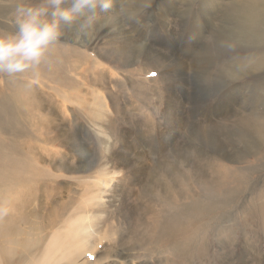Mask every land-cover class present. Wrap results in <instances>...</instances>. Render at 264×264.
Masks as SVG:
<instances>
[{
	"label": "rangeland",
	"instance_id": "obj_1",
	"mask_svg": "<svg viewBox=\"0 0 264 264\" xmlns=\"http://www.w3.org/2000/svg\"><path fill=\"white\" fill-rule=\"evenodd\" d=\"M193 8L189 28L171 30L163 14L152 29L134 25L143 49L104 31L105 65L68 33L38 78L0 76V264H264V0L253 20L236 8L231 23L223 0ZM233 23L240 39L223 43ZM127 51L155 60L148 73L130 60L124 72ZM103 66L110 75L93 80ZM99 113L109 127L95 124ZM73 115L101 141L91 132L76 145L84 133ZM108 133L123 140L112 152ZM81 162L87 172L70 170ZM77 220L89 248L61 256L55 241Z\"/></svg>",
	"mask_w": 264,
	"mask_h": 264
},
{
	"label": "clouds",
	"instance_id": "obj_2",
	"mask_svg": "<svg viewBox=\"0 0 264 264\" xmlns=\"http://www.w3.org/2000/svg\"><path fill=\"white\" fill-rule=\"evenodd\" d=\"M152 4L153 0H0L8 22L0 27V76L38 78L68 33L76 42L93 43L106 29L142 25ZM147 43L143 38L135 46L143 49Z\"/></svg>",
	"mask_w": 264,
	"mask_h": 264
},
{
	"label": "bare ground",
	"instance_id": "obj_3",
	"mask_svg": "<svg viewBox=\"0 0 264 264\" xmlns=\"http://www.w3.org/2000/svg\"><path fill=\"white\" fill-rule=\"evenodd\" d=\"M183 1V5L184 7L182 8V12L180 14H178L176 16V18L178 17H182L180 18L179 20L178 19H173V17L176 15V12L173 11V8L175 7L176 4H178L179 2ZM205 0H153V4H152V7L147 11V13L145 14L143 20H148V23H146V29L149 30V29H152L153 26L156 24V17H158L160 14L164 15L165 18L163 20V23L165 24L166 27H171V30H173V22H181L183 24V29L184 28H189L190 27V23L192 21V19L194 18V13H195V8H193V6L197 3H204ZM224 3H225V9L223 10V22L225 23H231L230 22V19H233V13L234 11H236V8H240V12L242 13H246L251 16L252 20L254 19V14H255V10H256V1L257 0H223ZM205 9V8H204ZM175 18V17H174ZM236 21H238L240 18L239 17H235L234 18ZM175 20V21H174ZM231 26H224L223 25V33H222V38L221 40H223V43H237V41L240 39V31L236 28L235 24L233 23V29L230 30ZM133 29V28H132ZM125 30L123 29L122 27H119L117 28V31L113 32L112 34V39L111 40H121L123 43H136L137 40L139 39H143V38H139L137 37L136 34L132 33L131 30ZM105 31H108L107 29ZM264 32V31H263ZM112 33V32H111ZM104 32H102L100 34V36L93 42V43H84V42H76L74 41L73 43H76L78 45L76 46H72L71 47L76 50L78 53H80L81 55L85 56V53L82 52L84 50H88L90 48H96L97 49V52L94 53L96 54L95 56H92L91 57V63L93 65H97L96 67L98 66H101V65H105V62H101L103 60H99L98 58L101 57V58H104V59H109L110 57H112V54H105L104 52H101V50L97 47L99 45V43H101L103 40H106L103 36H104ZM111 35V34H110ZM103 37V38H102ZM109 37V36H108ZM111 38V37H110ZM65 39V42L69 43L70 42V39L69 38H64ZM110 40V41H111ZM70 45V43H69ZM133 45V44H132ZM84 49V50H82ZM148 49V48H147ZM94 51V50H93ZM115 52L119 55V57H125V53L124 51L122 50H115ZM146 53V52H145ZM126 54L128 55V60H124L125 63H121L124 67V72L126 73V70L129 71L130 68L127 67L128 64L127 63H130L129 60L134 63V65H136L137 63L139 64V68H136L137 71H140L143 72L144 70V73H148V68H143L145 64H149V65H153L154 61H152V63H148L145 59L147 58V56H142L143 59L139 58L141 56L139 55H142L140 53H135V52H130V51H127ZM147 55L149 54V52L146 53ZM151 57V56H150ZM149 58V57H148ZM85 60V58H84ZM83 60V61H84ZM115 61V60H114ZM109 62V61H108ZM116 62V61H115ZM151 62V61H150ZM112 63V62H111ZM117 64V63H116ZM142 64V66H141ZM115 65V64H114ZM118 67L120 65H117ZM134 67V66H133ZM107 67L103 66L101 68H97V71L98 73H95V77H92L93 80H98V75H110L109 74V70L106 69ZM111 68V67H110ZM132 69V68H131ZM134 69V70H136ZM86 73V72H85ZM90 75V74H89ZM92 75V74H91ZM90 75V76H91ZM116 76V74H114ZM124 75V73H123ZM137 75V74H136ZM86 77H88V74L85 75ZM89 76V77H90ZM90 79V78H89ZM113 80H116L114 78V76H112L111 74V77L109 80H106L105 83L109 84L111 81L114 82ZM127 79L123 76V81L125 82ZM132 80V79H131ZM92 81V80H91ZM121 81V79H120ZM122 83V82H121ZM91 84V83H90ZM135 85V84H134ZM63 92V91H62ZM55 94V93H54ZM57 94V93H56ZM53 96V95H52ZM61 96V94H60ZM66 96L67 95H62V98H61V101L63 99V102L65 103L66 101ZM80 96V95H79ZM78 97V96H77ZM116 97V96H115ZM54 98V97H52ZM83 99V98H82ZM55 100V98H54ZM60 100V99H59ZM99 100V99H98ZM96 100V102L98 101ZM116 100V99H115ZM85 101V100H84ZM83 102V101H82ZM100 102V101H99ZM98 104V102L96 103ZM99 105V104H98ZM88 106V105H87ZM91 106V105H90ZM101 106V105H100ZM72 107V106H71ZM78 107V106H77ZM73 108V107H72ZM71 108V109H72ZM100 108V107H98ZM97 108V109H98ZM70 109V108H69ZM70 109V110H71ZM93 110V108L91 109ZM73 111V109H72ZM77 111V110H76ZM76 111H74L75 115H76ZM85 111V110H84ZM90 111V110H89ZM100 111V109H99ZM81 112V111H80ZM73 113V112H71ZM79 113V112H78ZM80 114V113H79ZM89 114V113H88ZM87 114V115H88ZM73 115V116H75ZM78 115V114H77ZM72 116V117H73ZM82 116V115H80ZM79 117V116H78ZM78 117H73L75 118L74 120L75 121H78L76 122V125H77V128L79 131L82 130V132L84 134H82V140L83 142L80 143V141L78 140L77 144L78 146H84L85 142H86V138L90 137V135L92 134L91 132L94 133L95 136L98 137V139L101 141L102 138H100V136L97 134L96 135V130L97 129H94V131H88V128H87V120L85 118V120L83 121L82 119H78ZM96 117L98 118H95V117H92L93 119H98V121H94L95 124H99V126L101 128H105L107 126L106 122H105V119L103 118V114L99 113L96 115ZM89 118V117H88ZM91 118V119H92ZM112 120V119H111ZM74 121V122H75ZM70 122V121H69ZM73 123V122H72ZM71 123V124H72ZM75 124V123H74ZM70 125V124H69ZM6 126V125H4ZM66 126V125H65ZM109 127V125L107 126ZM94 128V127H93ZM117 128V127H116ZM6 131H9L8 128H4ZM72 129V127H71ZM111 130V129H110ZM113 130V129H112ZM78 132V131H77ZM114 132V131H113ZM119 132V131H118ZM117 132V133H118ZM79 133V132H78ZM114 134V133H113ZM113 134H110L108 133L107 136H109V140L107 141V144L111 147V152H112V148L114 149L115 145L117 143H120L122 142V138L118 135H113ZM120 135V134H119ZM122 136V135H121ZM111 137V138H110ZM73 138V137H72ZM96 138V137H95ZM97 139V140H98ZM103 141V140H102ZM80 143V144H79ZM101 143V142H100ZM98 144V143H97ZM102 144H100L101 146ZM110 149V148H109ZM70 150V149H69ZM117 150V149H116ZM103 151V150H102ZM117 151H114L113 155H116ZM102 154V153H101ZM107 154V153H106ZM110 153L108 154L107 158L109 159H112L113 157L112 156H109ZM107 159V160H108ZM61 165V164H60ZM62 165H65V164H62ZM88 164L86 163H83L81 162L80 166H77V168H74V167H71L70 170L72 172H79V171H82V173L84 172H87L90 168ZM63 168L66 167V166H62ZM117 167V166H116ZM112 169V168H111ZM64 170V169H63ZM117 171V170H116ZM123 171V170H122ZM120 173V172H118ZM97 174H99L97 172ZM81 175V174H80ZM78 176V175H77ZM81 177H84V176H78L77 178H81ZM98 181V180H97ZM102 181V178L99 179L98 182H101ZM110 181V180H109ZM102 183V182H101ZM116 187V186H115ZM118 187V186H117ZM118 192V191H117ZM102 196L100 198V200H102ZM97 211H99L100 213L103 212V209H104V205H101V204H98L95 203L94 204ZM6 218V217H5ZM6 221L4 220L3 218V215L0 214V228L2 230H5V226H6ZM173 226V225H172ZM87 227H88V223L87 222H83L81 220H77L74 225H73V229L72 231L70 230L68 232V236L66 239V241H63L61 239H56L55 241V248L56 249H63L61 248L64 247V250L63 252L61 253V256H66L69 254V252H77V251H84L86 248H89V237H88V234H87ZM7 228V227H6ZM166 230L171 234V226L167 227ZM90 246L91 243H90ZM118 260H124V258H117ZM130 261V260H129ZM45 264V263H44Z\"/></svg>",
	"mask_w": 264,
	"mask_h": 264
}]
</instances>
